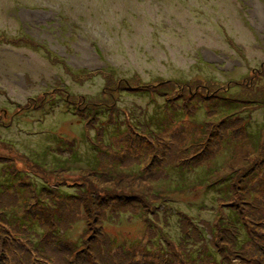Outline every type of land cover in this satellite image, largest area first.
<instances>
[{
    "label": "rangeland",
    "instance_id": "rangeland-1",
    "mask_svg": "<svg viewBox=\"0 0 264 264\" xmlns=\"http://www.w3.org/2000/svg\"><path fill=\"white\" fill-rule=\"evenodd\" d=\"M252 1L0 0V264H264Z\"/></svg>",
    "mask_w": 264,
    "mask_h": 264
},
{
    "label": "bare ground",
    "instance_id": "bare-ground-1",
    "mask_svg": "<svg viewBox=\"0 0 264 264\" xmlns=\"http://www.w3.org/2000/svg\"><path fill=\"white\" fill-rule=\"evenodd\" d=\"M252 3H253L252 5L255 8L254 11H251V16L253 19L252 22L258 27L259 30L261 29L260 31H264V18L262 20L260 18L261 16L264 17V3L261 2L260 0H253ZM260 10L263 11L261 15L257 13ZM95 57L96 56L94 55V60L96 61Z\"/></svg>",
    "mask_w": 264,
    "mask_h": 264
},
{
    "label": "flooded vegetation",
    "instance_id": "flooded-vegetation-1",
    "mask_svg": "<svg viewBox=\"0 0 264 264\" xmlns=\"http://www.w3.org/2000/svg\"><path fill=\"white\" fill-rule=\"evenodd\" d=\"M58 45V44H57ZM58 47H60V45L58 46ZM262 66H264V64L262 65ZM253 71H258V68H255ZM20 82H19V84H23V85H26L27 83H26V80H27V77L25 78V76L24 77H20ZM19 84H17V85H19ZM66 93H68V92H66ZM46 97H47V93H45V97H44V99H43V104H44V102L46 101ZM32 99L36 102L37 100H36V98H34V97H31V98H28V102H32ZM3 112H4V114L6 115L8 112L4 109L3 110ZM13 121V119L11 120V122Z\"/></svg>",
    "mask_w": 264,
    "mask_h": 264
}]
</instances>
